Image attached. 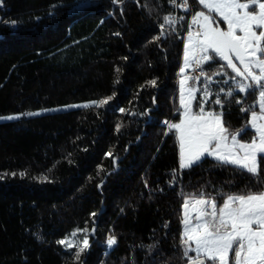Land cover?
Returning <instances> with one entry per match:
<instances>
[{"label":"trees","instance_id":"1","mask_svg":"<svg viewBox=\"0 0 264 264\" xmlns=\"http://www.w3.org/2000/svg\"><path fill=\"white\" fill-rule=\"evenodd\" d=\"M0 1L16 26H0V264H187L199 258L182 235L187 200L264 192V155L256 176L210 156L180 166L173 0ZM210 55L190 82L193 114L250 143L260 89L239 92Z\"/></svg>","mask_w":264,"mask_h":264},{"label":"snow or ice","instance_id":"2","mask_svg":"<svg viewBox=\"0 0 264 264\" xmlns=\"http://www.w3.org/2000/svg\"><path fill=\"white\" fill-rule=\"evenodd\" d=\"M198 3L207 9L208 13L219 16L227 24V30H221L219 26L213 27L215 21L204 11L194 12L192 24L199 25L200 30L196 32L195 40L193 35L189 34V47L186 48L184 57L185 68L189 65L190 56L195 59L197 65L202 61L214 59L213 56L208 55L211 51L224 60L225 66L230 68L236 77H240L241 81L250 80V83L238 82L239 92L260 89V114L253 112L251 118L258 139H253L251 143H239L237 141L239 133H237L231 136L232 147L229 148L227 129L223 127L222 121L213 113H208L206 119L203 109L201 115L192 116L190 109L184 105L182 97L181 104L185 107L186 119L180 124L169 125L170 129L174 128L180 134V166L190 167L207 153L225 163L236 164L254 176L259 175L258 154H264V123H258L264 121V2L198 0ZM180 6L187 9V0H183ZM12 23L15 24V21ZM165 23L173 24L175 21L171 17H165ZM196 52L201 55L195 56ZM233 58L241 67L233 62ZM253 69H258V72ZM181 71L183 72V69ZM183 85L182 80V88ZM227 95L231 96L232 92ZM108 99L93 103L99 107L108 103ZM216 103L220 101L216 100ZM88 106L84 105V107ZM13 118L7 117V119ZM193 203L204 207L195 217L198 223L191 228L186 211L183 221L184 242L195 243L198 257L202 255L212 264H229L228 256L231 252L233 264H264V192L228 196L218 211L217 205L210 201L199 199ZM184 207L187 210V202ZM207 208H211V211H207ZM75 234L73 233V236ZM59 243L69 248L74 246L71 241L61 240ZM107 243L111 246L116 241L110 238ZM81 245L75 253L77 259L88 247L86 236L81 241ZM205 259L197 258L192 264H205Z\"/></svg>","mask_w":264,"mask_h":264},{"label":"rangeland","instance_id":"3","mask_svg":"<svg viewBox=\"0 0 264 264\" xmlns=\"http://www.w3.org/2000/svg\"><path fill=\"white\" fill-rule=\"evenodd\" d=\"M218 18H220L218 16ZM213 19V18H212ZM221 19V18H220ZM222 20V19H221ZM215 23L212 25L213 27H216V26H219V28L221 30H227V24H226V28L223 27V25L218 21V20H214ZM239 34V33H238ZM193 35V39L195 40L196 37H195V34H192ZM189 47V37H185L184 38V48H183V59H182V66H181V69H180V77H179V80H178V94H179V101H180V105H181V109H182V116H181V121L178 123L180 124L182 121H185L186 117H185V107L182 106L181 104V99L183 97V101H184V105L188 107V109H190V114L192 116H199V115H194L193 114V105H194V102H195V99H196V96L198 94V89H197V86L196 85H191L187 79H186V75L188 74V72H190V70L193 69V64H195L196 62L194 61L195 59L190 56L189 57V65L188 67L185 68V51H186V48ZM211 52V51H210ZM210 52L208 53V55H210ZM201 53L199 52H196L195 53V56H200ZM194 59V60H193ZM204 62V61H202ZM233 62L237 64L238 67H241V65L239 64L238 61H236L234 58H233ZM183 69V72L181 71ZM253 71H257L258 72V69H253ZM184 81V85H183V88L181 86V81ZM240 82H243V83H250V80H244V81H240ZM189 93H191V95H189ZM258 105H259V98H258ZM203 114H207V113H203ZM257 114L259 115L260 112H257ZM218 116V115H216ZM11 117H14V116H11ZM15 118V117H14ZM13 118V119H14ZM8 120H12V119H8ZM221 121H222V118H221ZM223 123V122H222ZM259 123H264V121H259ZM252 125V124H251ZM224 127V126H223ZM256 132V131H255ZM178 133V132H177ZM228 134V133H227ZM180 134L178 133V136ZM231 136V135H230ZM255 139H258L257 137V134H256V138ZM246 143V142H244ZM179 144H180V140H179ZM229 147V146H228ZM231 148V147H229ZM238 151V150H236ZM206 154V153H205ZM204 154V155H205ZM204 155L201 156L200 159H202L203 157H205ZM264 155V154H263ZM259 157V156H258ZM199 161V160H198ZM196 161V162H198ZM195 162V163H196ZM194 164V163H193ZM233 164V163H232ZM236 165V164H235ZM238 166V165H237ZM183 168H187V167H183ZM199 199H203V200H206V201H210L212 203H215L217 205V211L218 209L223 205H218L216 200L214 199H207V198H199ZM199 199H193V200H187L186 202L188 203V207H187V210L185 209V207L183 206V221H184V218H185V213L187 211V214H188V217H189V220H190V224H189V227H194L198 221L195 219L196 215L198 214L199 210L204 207V206H201V205H198V204H194L193 201L195 200H199ZM207 211H211V208H207ZM184 231H185V225L183 223V227H182V235L184 236ZM185 238V237H184ZM191 243V246L190 247L192 250H194L195 252V248H196V245L194 242L190 241ZM88 244H89V240H88ZM190 252V251H189ZM233 253H229V256H232ZM229 262V261H228Z\"/></svg>","mask_w":264,"mask_h":264},{"label":"built area","instance_id":"4","mask_svg":"<svg viewBox=\"0 0 264 264\" xmlns=\"http://www.w3.org/2000/svg\"><path fill=\"white\" fill-rule=\"evenodd\" d=\"M183 3V0H173L169 4V16L171 17L175 23L168 24L171 30L176 32L184 33L185 36L191 34H196L197 31L200 30L199 25L192 24L193 13L197 12L192 4L191 0H187V9L183 6H180ZM3 3L0 1V26L9 25L11 30H15L16 26L13 24H9L8 19L3 17ZM201 76V70L199 68L194 69L186 75L187 81L190 83L193 80L197 79Z\"/></svg>","mask_w":264,"mask_h":264},{"label":"crops","instance_id":"5","mask_svg":"<svg viewBox=\"0 0 264 264\" xmlns=\"http://www.w3.org/2000/svg\"><path fill=\"white\" fill-rule=\"evenodd\" d=\"M187 37H189V35L187 36ZM194 60V59H193ZM195 61V60H194ZM202 63V62H201ZM200 63V64H201ZM200 64L199 65H197L196 63L195 64H193L194 66H193V69L192 70H194V69H197V68H200ZM192 70H190V71H192ZM208 114V113H207ZM207 114H204V116H205V118L207 119ZM257 114V113H256ZM258 115V114H257ZM215 117H217V118H219L220 120H221V117L220 116H216V115H214ZM251 118H252V116L250 117V127L253 129V130H255L253 127H252V123H251ZM258 123H259V121H258ZM222 125H223V123H222ZM256 131V130H255ZM228 137H229V139H228V141H227V144H228V146L229 147H232V140H231V136L230 135H228ZM237 141L239 142V143H244V142H242L240 139H239V137H238V135H237ZM213 143H215V142H213ZM251 143V142H250ZM234 151H236V150H234ZM206 156H210V157H212V158H214V159H216L215 158V156H212V155H208L207 153L205 154ZM204 155V156H205ZM240 155H243L242 153H240ZM260 155H263V154H258V156H260ZM218 160V159H217ZM195 253H196V251H195ZM197 254V253H196ZM230 258V257H229ZM229 258H228V261H229ZM229 264H231V262L229 261Z\"/></svg>","mask_w":264,"mask_h":264},{"label":"water","instance_id":"6","mask_svg":"<svg viewBox=\"0 0 264 264\" xmlns=\"http://www.w3.org/2000/svg\"><path fill=\"white\" fill-rule=\"evenodd\" d=\"M199 259H205L204 257H199ZM193 261V260H192ZM192 261L188 262L187 264H192ZM206 259H205V264H206Z\"/></svg>","mask_w":264,"mask_h":264}]
</instances>
